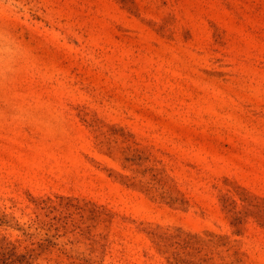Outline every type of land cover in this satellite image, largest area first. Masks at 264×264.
<instances>
[{
  "label": "rangeland",
  "instance_id": "1",
  "mask_svg": "<svg viewBox=\"0 0 264 264\" xmlns=\"http://www.w3.org/2000/svg\"><path fill=\"white\" fill-rule=\"evenodd\" d=\"M0 264H264V0H0Z\"/></svg>",
  "mask_w": 264,
  "mask_h": 264
}]
</instances>
